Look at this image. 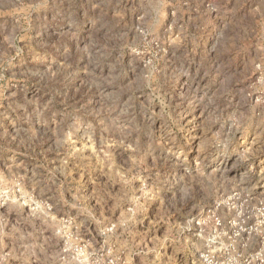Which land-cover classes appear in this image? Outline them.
<instances>
[{
    "label": "rangeland",
    "instance_id": "374dc122",
    "mask_svg": "<svg viewBox=\"0 0 264 264\" xmlns=\"http://www.w3.org/2000/svg\"><path fill=\"white\" fill-rule=\"evenodd\" d=\"M213 207L264 264V0H0V264H204Z\"/></svg>",
    "mask_w": 264,
    "mask_h": 264
},
{
    "label": "built area",
    "instance_id": "2783aa9c",
    "mask_svg": "<svg viewBox=\"0 0 264 264\" xmlns=\"http://www.w3.org/2000/svg\"><path fill=\"white\" fill-rule=\"evenodd\" d=\"M240 214L235 213L224 218L218 212V208L213 207L200 211L192 218L189 232L201 241V247L198 250V257L201 262L216 264L214 252L216 251V243L220 242L217 233L222 229L226 234L231 231L230 229H233L232 235H239L241 232L236 231L235 228L240 222ZM221 244H223V241Z\"/></svg>",
    "mask_w": 264,
    "mask_h": 264
}]
</instances>
